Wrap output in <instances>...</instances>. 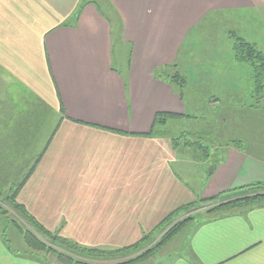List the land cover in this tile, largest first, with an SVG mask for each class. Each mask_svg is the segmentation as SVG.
Listing matches in <instances>:
<instances>
[{"label": "crops", "instance_id": "crops-1", "mask_svg": "<svg viewBox=\"0 0 264 264\" xmlns=\"http://www.w3.org/2000/svg\"><path fill=\"white\" fill-rule=\"evenodd\" d=\"M109 1L121 33L88 0H0V186L21 182L41 154L18 201L47 228L99 248L137 241L183 203L264 181L261 106H244L250 115L240 110L238 131L227 134L243 149L213 146L226 159L209 179L192 149L144 136L158 112L186 114L187 90L182 99L153 71L181 62L182 45L212 14L263 0ZM219 96L209 102L223 104ZM55 215L65 218L60 229L41 218ZM180 234L170 264H264V206ZM17 243L9 249L0 230V264H44Z\"/></svg>", "mask_w": 264, "mask_h": 264}, {"label": "rangeland", "instance_id": "rangeland-1", "mask_svg": "<svg viewBox=\"0 0 264 264\" xmlns=\"http://www.w3.org/2000/svg\"><path fill=\"white\" fill-rule=\"evenodd\" d=\"M262 4V6L256 8L249 7L237 11L232 10L230 12L212 14L210 19H207V22H205V24L203 23L198 27L193 37H189L184 42L177 57V60L181 61L179 62V70L186 74L189 80L186 89L187 94L184 101H186L185 113L190 114V116H186L182 121L170 123L168 127H165V132L168 134V136H171L173 138L178 137L176 138L177 144L179 145V147H181L180 149H182V151L187 152H185V154L187 155L191 153V150H184V146L182 144L187 141H196V139L205 142L206 145L212 147L214 152L216 151L215 155H210L207 159H203L201 157L199 159V161H203L206 163L203 166H205L207 174H210V172L212 171L211 175L208 176V179L213 176L220 163L226 159L225 156L223 157V153L220 154V152H218L219 150L213 146L217 144V146H224L225 148H229V146L236 147L235 145L230 144V142H233V140L228 139L230 137L227 136V134H233L235 131H238V125L234 123L240 121L236 119V115L239 113V111L242 110L244 106L247 109H250L256 105L261 106L264 109V93L262 97H260L261 99L257 100L258 97L256 95L254 69L247 63L236 61L233 51V44L235 42V39L231 34L232 31H236V34H238L245 40L257 45L258 48L264 52V0L262 1ZM114 31L117 32V30ZM120 60L121 59L118 56V53H116V60L114 64L115 68H123ZM210 93H219V97H223L224 103L222 104L221 100L219 99H213L214 102L213 100L209 102ZM243 111H245L244 113L250 115L249 110L246 111V109H243ZM59 113V111H54L52 122L54 128L59 121ZM225 115L230 117H228L227 119H222ZM184 130L188 133L182 137L183 139L179 138L178 134ZM224 132L226 135L223 134ZM214 135L215 137H213ZM223 136H225V138ZM236 148L238 149V147ZM203 166L200 164L201 168ZM10 186V183L0 186V189L3 191L2 195L0 194V217L2 211L5 209L9 212L8 215H6L7 217H12L14 214L11 207H9L4 202L5 191L8 190ZM237 188L238 187L223 190L216 195L222 192H229ZM261 192L264 193V190ZM261 192L257 191L256 194H259ZM243 193L244 192H242V194H239V192H236L235 194L227 195L232 196L231 199H234L235 197L248 196L252 194L249 193L247 195H243ZM216 195H213L211 197H214ZM227 195L226 197H228ZM200 199L206 198L199 197L191 202ZM185 204H187V202L183 203L182 205ZM43 213L48 214L46 211H43ZM205 213V207L198 208L191 214L184 213L182 215V218L192 214L204 216L206 215ZM41 218L49 227L52 226L53 228H59L64 223L63 221L65 219L63 215H55L54 217L41 216ZM4 221L5 220H2L0 223H3ZM20 222L23 224L22 221ZM191 225L194 226L195 223L192 222L189 226ZM71 226L75 227L76 225L74 226L72 223L69 228ZM2 229L3 227L0 225V230ZM51 231L55 232L56 230L52 229ZM8 233L12 238L13 246L20 248L18 247L17 241L23 240L21 236H19V233L16 231V229L12 228L10 232L8 230L7 234ZM59 233L66 237V235L72 236L75 231L62 233L60 230ZM124 233L125 232H120L121 235H124ZM164 233H162L161 235H163ZM126 234H128L131 237L130 239H132L136 236L137 233L130 232ZM181 235L182 234L177 236L176 239L174 238L173 240L165 244L163 248L149 260L136 264H170L174 260V258L179 255L177 249L180 244L179 240ZM160 236H158L156 240H158ZM124 240L127 241L129 239ZM150 245H154V241L150 243ZM25 247L26 246L23 242L21 249L24 250ZM102 248L113 249L114 246H106ZM64 252H66V250H64ZM43 255L46 257L50 264H64L55 256L53 252H44ZM73 257L75 259L84 260L82 256ZM88 260L96 264H111L113 262H116V260Z\"/></svg>", "mask_w": 264, "mask_h": 264}, {"label": "trees", "instance_id": "trees-1", "mask_svg": "<svg viewBox=\"0 0 264 264\" xmlns=\"http://www.w3.org/2000/svg\"><path fill=\"white\" fill-rule=\"evenodd\" d=\"M88 2L93 3L97 7L100 14L110 23L113 30H117L118 33H121L122 27L119 14L109 0H88ZM231 34L235 39L233 44L234 57L236 61L247 63L253 67L256 95L258 97L257 100L261 99L260 97H262L264 93V52L260 50L257 45L245 40L235 32L232 31ZM179 69V63L176 61L173 64L164 65L155 69L153 74L156 79L163 80L170 84L174 91L183 99L189 80L187 75ZM186 116L189 115H181L167 111L158 112L154 117L150 132L144 134V136L154 137L159 133L168 136L166 132L162 133L159 131L166 126L168 127L172 122L182 121ZM116 132L120 133L118 131ZM187 133L188 132L184 130L181 131L178 136L182 138ZM52 138L53 135L49 139L48 144L51 142ZM176 138L178 137H172V142L175 147H179ZM230 144L243 149L241 141L234 140L230 142ZM182 145L186 150H194L203 159H207L210 155L215 154L211 146L206 145L205 142L198 139L193 142L187 141ZM40 159L41 154L40 157L35 160L32 167H30L27 174H25L22 181L10 184L11 186L9 189L5 191L4 202L11 207L14 214L12 217H7L6 215H8L9 212L6 209L3 210L0 220L5 221L0 223V225L3 227L1 230L2 235L9 249L14 251L12 247V238L7 232L15 228L26 246L20 254L25 257L37 259L44 264H50L43 255L44 252H53L64 264H96L88 259L116 260V262L111 264H136L149 260L159 252L165 244L176 238L192 222H194L195 225H200L212 219L233 214H245L249 210L264 206V193L261 192L264 190V182H253L229 192H222L211 198L200 199L177 207L167 214L151 231L144 233L142 237L129 245L113 249L86 247L61 235L59 230L55 232L51 231V229L47 228L36 216H34L24 204L18 201L20 190L26 184ZM211 172L208 176L211 175ZM257 191L261 193L256 194ZM236 192H239V194L244 192L243 195L252 194L235 197L234 199H231L232 196L227 195L235 194ZM2 193L3 191L0 189V194L2 195ZM226 195L228 197H226ZM203 207L206 208V215L198 216L192 214L182 218L184 213L191 214L194 210ZM20 221H22L23 224ZM162 233L164 234L161 235ZM158 236L160 237L156 240ZM153 241L154 245H150ZM64 250H66V252H64ZM72 254L73 256H82L84 260L75 259Z\"/></svg>", "mask_w": 264, "mask_h": 264}]
</instances>
